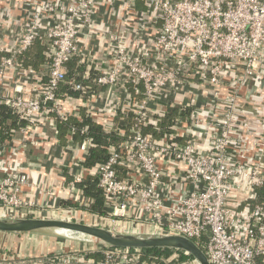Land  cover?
<instances>
[{
    "label": "built area",
    "instance_id": "obj_1",
    "mask_svg": "<svg viewBox=\"0 0 264 264\" xmlns=\"http://www.w3.org/2000/svg\"><path fill=\"white\" fill-rule=\"evenodd\" d=\"M129 1L134 9H145L141 15L156 29L144 50L102 31L112 50L98 56L85 52L81 36L95 32L99 21L96 0H51L26 4L19 46L0 55L4 76L36 42L48 51L34 92L17 85L13 95L0 94V103L27 121L20 132L45 124L57 132L59 124L89 119L121 140L108 147L106 162L88 168L84 163L95 147L89 127L67 125L69 145L82 154L75 160L80 172L69 183L76 197L69 200L88 208L93 201L78 185L96 177L108 212L38 210L20 197L23 187H33L28 176L11 174L0 159V216L80 220L83 209L102 227L187 238L210 264H264V203L257 195L264 187V161L242 159L241 145L249 117H261L252 111L262 114L264 124V92L246 96L264 83V0ZM72 61L83 68L79 80L68 77ZM171 110L177 114L167 124ZM202 136L209 150L203 149ZM15 137L0 144V155L26 149ZM94 252L104 259L77 252L60 261L197 264L176 250L149 259L143 250Z\"/></svg>",
    "mask_w": 264,
    "mask_h": 264
},
{
    "label": "crops",
    "instance_id": "obj_2",
    "mask_svg": "<svg viewBox=\"0 0 264 264\" xmlns=\"http://www.w3.org/2000/svg\"><path fill=\"white\" fill-rule=\"evenodd\" d=\"M31 1L51 0H0V55L14 51L19 46L18 37L25 24L26 4ZM129 2L96 0L94 18L99 21L95 32L91 35L83 33L81 36V46L85 52L98 56L112 50L109 40L101 34L102 31L116 32L123 37L124 44L131 48L144 50L150 46L152 37L156 36V29L141 15V11L145 12V9L141 5L134 9ZM40 77V68L25 67L20 60V66L9 67L4 76L0 74V94L13 95L17 85H22L26 93L34 92ZM253 116L262 118V114ZM249 118L252 124L247 130L245 127L242 129H245L241 143L242 159L257 157L264 161V124L259 121L260 118L255 120ZM66 132L62 134L59 129L56 132L53 126L48 124L36 126L26 133L16 134L15 144L25 141L26 149L3 151L0 155L5 168L11 174L27 175L33 185L23 187L21 199L33 203L34 208L50 212L52 215L56 210L69 209L64 208L63 204L71 202L69 198L76 197L69 183L80 172L75 160L82 154L74 144L69 145ZM200 139L203 149L209 150L206 139L204 140L203 136ZM79 210L82 214L79 218L81 221L95 220L94 216L85 213L83 209ZM27 240L36 238L1 233L0 254L9 260H0V264H63L60 256L56 260H49V257L53 256L48 253L66 244L48 240L57 242L59 246L39 253L35 251L33 245L25 246Z\"/></svg>",
    "mask_w": 264,
    "mask_h": 264
},
{
    "label": "water",
    "instance_id": "obj_3",
    "mask_svg": "<svg viewBox=\"0 0 264 264\" xmlns=\"http://www.w3.org/2000/svg\"><path fill=\"white\" fill-rule=\"evenodd\" d=\"M264 92V83L246 96ZM250 102L251 99L247 98ZM251 103V102H250ZM254 114L255 111H252ZM81 215V212H79ZM25 235L33 238L52 236L51 240L64 243L61 248L49 255L59 257L83 251H97L102 248H121L127 250H176L197 262L210 264L205 253L191 240L177 235H160L154 233H128L120 226L112 229L102 227L94 222L71 220L65 218H13L0 216V234ZM82 236V237H80ZM80 245V246H79ZM83 246V247H82ZM0 260H9L0 254Z\"/></svg>",
    "mask_w": 264,
    "mask_h": 264
},
{
    "label": "trees",
    "instance_id": "obj_4",
    "mask_svg": "<svg viewBox=\"0 0 264 264\" xmlns=\"http://www.w3.org/2000/svg\"><path fill=\"white\" fill-rule=\"evenodd\" d=\"M47 48L42 45L40 42H36L33 47L25 54L21 61L25 67H32L34 69H39L47 60ZM83 70V68L78 67L76 61H72L70 64L69 78L71 80H79L78 72ZM73 94V93H71ZM177 114L176 110H171L168 116L167 124L175 118ZM74 123L79 129L88 126L89 127V137L93 139L95 147H93L89 155L86 158L84 163L85 167H92L97 163H104L109 158L108 147L118 145L121 143V140L114 137L104 134L103 128L91 122L89 119H85L82 123H77L75 120H70L66 124H59L58 129L62 134H65L67 131V125ZM27 125V121L21 118L19 115L14 113V111L0 103V144L1 146H7L11 142L12 138L19 133ZM78 141H82L83 137L80 134H77L74 137ZM83 191V195L86 199H91L93 203L88 207H80L78 204H73L71 202L64 203V208H83L88 210L93 214L105 215L108 212V202L105 198L103 191L99 188V181L96 177L87 176L82 183L78 185ZM258 202L264 203V187L259 189L257 192ZM63 207V206H62ZM145 258L149 259L156 256H162L169 254V250H158V249H149L144 251ZM88 258L95 261L103 260L104 257L100 252H90L88 253ZM56 260L57 257H49V260Z\"/></svg>",
    "mask_w": 264,
    "mask_h": 264
},
{
    "label": "rangeland",
    "instance_id": "obj_5",
    "mask_svg": "<svg viewBox=\"0 0 264 264\" xmlns=\"http://www.w3.org/2000/svg\"><path fill=\"white\" fill-rule=\"evenodd\" d=\"M49 238L54 239L49 234V236L46 235L45 237H43V239H41V237H40V238H36V240H27L26 241L27 244L25 246H27V245H33V248L35 249V251H37L39 253L40 252H46L49 249L51 250L52 248L59 246V244H58L59 242L58 243L57 242H54V241L50 242V241H48V240H51ZM43 240H45V241H43ZM79 249H80V254L81 255H88V251L87 250L83 251V249H86L85 246H84V248H81V246H80Z\"/></svg>",
    "mask_w": 264,
    "mask_h": 264
},
{
    "label": "bare ground",
    "instance_id": "obj_6",
    "mask_svg": "<svg viewBox=\"0 0 264 264\" xmlns=\"http://www.w3.org/2000/svg\"><path fill=\"white\" fill-rule=\"evenodd\" d=\"M81 237V236H80Z\"/></svg>",
    "mask_w": 264,
    "mask_h": 264
}]
</instances>
